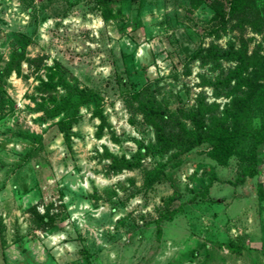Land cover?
<instances>
[{"label":"rangeland","instance_id":"1","mask_svg":"<svg viewBox=\"0 0 264 264\" xmlns=\"http://www.w3.org/2000/svg\"><path fill=\"white\" fill-rule=\"evenodd\" d=\"M216 1L227 16L230 0H0V264H264V143L236 182L237 153L159 152L146 106L189 127L223 114L242 41Z\"/></svg>","mask_w":264,"mask_h":264},{"label":"trees","instance_id":"2","mask_svg":"<svg viewBox=\"0 0 264 264\" xmlns=\"http://www.w3.org/2000/svg\"><path fill=\"white\" fill-rule=\"evenodd\" d=\"M194 5H200L203 0H191ZM261 0H230V11L226 16L224 7L219 1L212 6L221 15L225 23L241 32V47H231L224 51V55L236 62L235 68L230 70L229 79L236 78L237 93L226 106L221 116H212L210 120L202 119L195 127H189L180 118L167 114L153 102L146 106L151 123L156 130V147L159 152L171 149L187 151L195 146L207 142L211 147L210 154L223 164L228 163L229 157L237 153L238 173L236 182H243L248 176H253L257 170V149L264 143V54L256 51L249 54L246 49L247 40L242 35L246 25L264 21V14L257 9ZM256 22V23H255ZM262 29V28H261ZM21 55L18 52L14 59ZM244 83V84H243ZM259 117V125L254 126V118ZM243 135H250L251 145L246 150H239L238 139ZM139 155L149 151L148 146L142 145ZM144 149V150H143ZM143 150V151H142ZM164 170L157 167L146 172V181L152 183L163 177ZM235 249V248H231Z\"/></svg>","mask_w":264,"mask_h":264}]
</instances>
